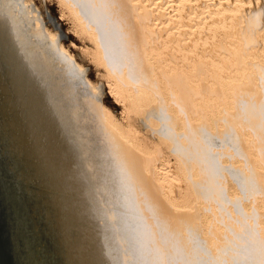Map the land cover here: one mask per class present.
I'll list each match as a JSON object with an SVG mask.
<instances>
[{"label":"bare ground","instance_id":"obj_1","mask_svg":"<svg viewBox=\"0 0 264 264\" xmlns=\"http://www.w3.org/2000/svg\"><path fill=\"white\" fill-rule=\"evenodd\" d=\"M13 1L0 0V107L15 117L4 118L0 134H9L16 171L32 182L22 221L36 241L51 237L61 264H206L195 207L208 198L212 247L238 232L255 256L264 239L240 230L238 206L209 197L208 167L187 152L171 163L161 148L149 150L128 113L127 128L117 123L71 56L21 0L15 14ZM57 1L77 36L91 38L90 55L113 77L111 93L125 111L163 104L178 120L230 135V163L248 173L240 188L260 209L249 220L264 237V0Z\"/></svg>","mask_w":264,"mask_h":264},{"label":"rangeland","instance_id":"obj_2","mask_svg":"<svg viewBox=\"0 0 264 264\" xmlns=\"http://www.w3.org/2000/svg\"><path fill=\"white\" fill-rule=\"evenodd\" d=\"M19 4H20V0H14L13 1V9L15 11L14 12L15 14H17L16 11H17V9H19V7H18ZM21 5L23 7H27L26 10L28 12V16L36 18L37 24L41 25L45 31L47 30V32H49L51 34V36H53L54 39H56L58 41V45L60 46L59 49H61L65 53L69 54L71 56L72 60L74 61L75 65L82 69L84 76H85V80L93 87V91H95L98 94V96L101 98V104L103 105V107L106 110H108L111 113V115H113V118L115 121L117 120L116 121L117 123H119L121 126L127 128V124H125L127 122L125 119L127 118V115L130 114V115H128V116H130L129 117L130 121L133 120L132 122H130L131 123L130 127L134 131H136L138 135L142 134V135H140L141 137L144 136L143 140L146 143L148 142L147 143L148 145L146 147L149 150H153L154 147H158L159 149L161 148L160 150L163 152L162 153L163 157H165V159H168V160L170 158L169 161L171 163H175V159L181 160V156H178V155L184 156V152H187L185 154V156H187L189 159L192 158L191 160H195L196 163L198 162L199 166L202 165L205 168L208 167V169L212 175L211 178L213 177L212 178L213 179L212 184H209V186H208V188L211 189L210 191L212 192V193H210L209 197L215 198V196H216L223 202L226 201V203H228V201H231L234 206H238L239 209L237 208V211H239L240 215L242 216V220L237 219L240 221V223L237 224V225L241 226L240 230H245L246 227L247 228L252 227V228H254L253 232H257V234H255V235H257L256 237L260 240H261V238L264 239V237L261 236V234H260L261 232L259 231V229L257 227L258 224L255 223L256 224V226H255L252 222H250V220L258 219L257 217H255V218L250 217V214H252V215L255 214V215L260 216V211H259L260 209L258 207L256 208V206H254L252 204L251 205L249 204L250 199L248 198V193L245 190H242L240 188L243 185L241 178L246 177L247 176L246 174H248V173L246 172L245 169H242V167H235V166L231 165V163H230V157L234 153L233 149H231L230 141H227V140H230V139H228V138H230V135L225 136L226 133H221V136H222L221 137L220 134L216 133V131H215V130H217V128L213 131L211 127H210L211 128L210 130L208 129V127L207 128H205V127L202 128L201 126L196 127L195 125H192V123L188 119L183 120V119L179 118V120H178L177 115H174V112L172 111V109L170 108L171 112H169L170 111L169 108H165V106L163 104L160 106L157 104L156 107L151 106V107L147 108L145 111H143L142 113L139 110H137V114L125 111L124 107L119 102H117L115 100V98L113 97V95L111 93V90H110V86H111L110 82L111 81L110 80H112L113 77L108 75V73L105 71L103 65H99L100 63L98 62L99 61L98 59L96 60L95 57L93 58V56L91 57V55H90V54H93V43L91 41V38L82 39V38H80V36H77L75 29H74L75 26H73L74 22L71 19L70 20L67 19L68 17H66V16H68V14H67L66 10H62L64 8L59 6L58 1L57 0H21ZM85 8L86 7H84V9ZM84 9H83V11H84ZM63 14H64V16H63ZM89 24L94 29H96V26H95L96 23L95 22L91 21V22H89ZM99 27L102 28L101 25ZM27 29L29 31V28H26V30ZM97 35H98V32H95V36H97ZM156 87L158 89L157 84H156ZM158 93H159V91H158ZM162 95H163V97L159 93V96L161 97V102L163 103L166 101L165 104L167 106H168V104L170 105V102H169L170 97H169L168 90H165V88H164V91H162ZM167 96H168V98H167ZM164 98H166V99H164ZM162 107H164V108H162ZM126 113H128V114H126ZM176 113H178V112H176ZM173 116H175V118H176L175 120H172ZM183 121H184V123H183ZM173 124H175L176 126L174 127ZM215 127H217V126H215ZM185 131L187 133L188 132L189 133L187 134ZM126 132H127V130H126ZM223 132H225V131H223ZM194 133H196V134H194ZM175 137H178V138H175ZM200 137H202L203 140ZM189 138H190V140H188ZM211 138H212V140H211ZM213 138H215V139L213 140ZM225 138L227 140L223 141ZM165 139L167 141H165ZM209 139H210V141H209ZM221 143H223V144H221ZM188 144H189V146H188ZM183 146H185V147L183 148ZM199 147H200V149H199ZM177 150H178V152H177ZM224 151H226L227 153L226 152L224 153ZM194 153L197 155H195ZM201 155H203V159H202ZM212 155H213V157H212ZM189 156H191V157H189ZM208 160H209V164H208ZM223 164H224V166H223ZM209 165H211V166H209ZM197 170H198V167H197ZM179 173L182 175L181 169L179 170ZM229 175H230V177H229ZM191 181H192V183H191L192 185H194L196 183L192 179H191ZM217 187H219L218 188L219 190H217ZM190 188H191V186H190ZM220 189H222L223 191L220 192ZM191 190H192V188H191ZM213 190H214V192H213ZM236 190L239 191V193H237L238 197H234L236 195H235V193L233 194V192H235ZM231 197H234V198L231 199ZM222 198H223V200H222ZM206 201H208V202H206ZM202 202L203 203L200 202L199 205L197 204L198 207H195V208L200 213V218L198 219L197 222L200 224L201 227L204 226L203 231L200 234V236H201L200 238H201V240L205 241L206 244H209V246L207 245V247H209V248L204 247V245H203V249H202V252L205 251L204 253H206V255L204 254V257L207 259L206 264H213V263L214 264H220L221 262H222L221 264H226V263L227 264H235V263L236 264H242V263L243 264H264V246H261L262 248L261 247L256 248L257 250L253 249V250H255V253H254L255 256H253V254L251 252H249L250 249H248V248H247L248 250L246 249L247 244L244 242L245 237L242 236L244 238L241 239V237H240L241 235H237L238 232L235 233V235L233 236L234 238H231L232 236L225 234V237H226L225 239L229 243L228 242L223 243L222 244L223 246L218 247L216 249L214 247H212L213 244L215 245V239L216 238L213 236V234H215V230H213L214 228H211L212 227L211 222H210L211 221V215L209 214V211H208V208L210 209V206H211V204L209 202H211V201H210V199L207 198L205 201H202ZM208 205H209V207H208ZM242 206L244 209L242 208ZM257 209H259V210H257ZM223 210L225 211L227 217L229 216V218H232V215L230 213H228V211H226L225 209H223ZM258 211H259V213H258ZM230 220L233 221L232 219H230ZM200 222H202V223H200ZM229 227H230V224H229ZM230 228H232V227H230ZM208 236H210V237H208ZM248 237H250V236H248ZM237 254L238 255L242 254L241 255V256H243L242 261L239 262V260L235 259Z\"/></svg>","mask_w":264,"mask_h":264},{"label":"water","instance_id":"obj_3","mask_svg":"<svg viewBox=\"0 0 264 264\" xmlns=\"http://www.w3.org/2000/svg\"><path fill=\"white\" fill-rule=\"evenodd\" d=\"M0 113V125L15 117L14 110L7 106L4 109L0 107ZM2 133L5 135L0 134V264H61L48 246L52 242L51 237L45 239L44 245L38 243L22 221L30 213L27 198L32 195L25 185L32 182L26 184L16 171L19 150L8 141L9 134L4 130ZM24 146L25 142L19 149L23 150ZM38 214V219L43 221L41 213Z\"/></svg>","mask_w":264,"mask_h":264}]
</instances>
